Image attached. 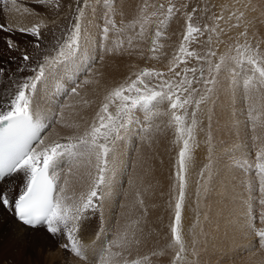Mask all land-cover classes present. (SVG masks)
<instances>
[{
    "label": "snow or ice",
    "instance_id": "6c2138e0",
    "mask_svg": "<svg viewBox=\"0 0 264 264\" xmlns=\"http://www.w3.org/2000/svg\"><path fill=\"white\" fill-rule=\"evenodd\" d=\"M46 2L40 0L41 4ZM117 2L113 0L108 6L95 40L84 17L86 3L78 6V14L66 35L45 49H41L40 41L41 28L46 25L36 23L29 28L17 29L35 38L40 58L31 68L32 75L17 83L4 110H0V182L17 174L21 180L14 197L9 196L10 190L0 189V205L18 224L43 229L52 237H65L64 249L78 258L80 264H141L140 260L128 259L134 246L141 242L143 229L138 227L140 218L124 224L117 219L110 227V235L102 225L96 236L100 242L98 246L95 241L92 246L85 245L78 234L81 222L110 203L117 186L124 187L118 177L125 176L129 188H136L141 179L136 171L138 149L126 162L121 158L122 142L135 136L143 143L150 141L163 128H172L179 151L174 173L178 194L170 225L174 244L170 246L178 248L175 260L182 261L185 244L181 235V216L186 176L193 149L197 146V113L202 104L211 102L222 70L234 62L241 69L245 66L248 69L241 87L246 93V116L252 133V147L256 149L257 188L253 191L249 185L246 228L258 238V250L264 251V227H256L257 219L264 224V139L256 134L258 124L264 127V120H260L258 115L264 114V53L248 44L247 40L242 46L233 45L235 56L221 55L218 61L217 52L211 46L203 53L192 50L190 46L198 40L197 34L214 31L208 26H194L192 21L198 10L193 8L191 12L183 13L186 21L182 41L178 51L168 60L167 71L143 68L132 72L123 83L103 95L89 119L85 110L94 101L82 93L86 87L100 84L95 75L97 66L102 65L106 57L132 55L137 51L133 48L134 40L137 44L150 40L148 52L157 53L163 48L158 43L164 35L161 26L180 12L171 0L167 8L164 4L145 3L141 12L149 7L154 9L152 23L156 27L153 37L148 33V21L143 15L127 23L122 22L118 27L115 21ZM120 15L124 13L121 11ZM216 19L222 20L223 17ZM0 30L13 31V28L0 25ZM110 33L116 35L115 41H110ZM241 35L246 36V33ZM208 43L211 45L212 41ZM7 44L10 49L15 47L12 40ZM139 54L143 58V50ZM153 58L160 59L159 56L149 57ZM22 60L27 64L30 56L24 54ZM190 60L195 61L196 66L188 67ZM181 65L185 67L176 71ZM61 74L69 81L67 87L57 88V94L63 92L64 98L53 103L46 113L34 107L33 99L38 90ZM73 98H77L79 108L77 104L66 102ZM66 110H71L75 119H69ZM58 127L66 129L67 134L61 135ZM205 171L208 172L207 179H204ZM200 175L203 183L197 190L198 198L209 191L212 167L206 165ZM135 196L143 217L147 208L141 192L137 190ZM123 198L127 199L126 191ZM253 203L259 206L257 214H253ZM119 208L124 209L125 205L120 203ZM101 220L103 222V213ZM256 251L253 249L251 254L255 255Z\"/></svg>",
    "mask_w": 264,
    "mask_h": 264
},
{
    "label": "bare ground",
    "instance_id": "6f19581e",
    "mask_svg": "<svg viewBox=\"0 0 264 264\" xmlns=\"http://www.w3.org/2000/svg\"><path fill=\"white\" fill-rule=\"evenodd\" d=\"M38 1L40 0H16L14 2L8 1L11 10L8 11L9 8L5 6L4 9L7 8V11L6 9L4 10L6 11L4 13V16L0 15V21L4 17L8 20L10 24L9 25L7 22V26L9 25L12 28L14 26L17 27L18 29L21 27L29 28L36 23H42L46 25V27L41 28V30L44 29L42 34V40L44 43L46 42L51 46L55 43L56 35L61 34V30H62V34L60 35V38L66 35L67 29H65V26L66 24H69L71 20L70 18L73 17L74 15L72 14L71 11H70L71 16H69L66 19L64 18L60 19L59 15L63 13L64 5L70 2L71 0H61L58 2L56 6L54 5L53 7L48 5L50 8L47 9L46 15L41 14V12L44 10H42L41 12H39L38 10L36 11V13L38 12L40 14H36L34 12V8H39V5L36 4ZM123 2L126 3V1ZM32 3L33 5L36 4L37 6L35 5L36 7L34 8L31 6H30L31 8L27 6V4H32ZM1 5L0 6L3 7L4 4ZM247 5L248 8L245 16H247L248 19L247 27H249L248 30H250L247 39H249V41L251 42L253 41L252 39L255 38L254 40L261 45L264 52V0H247ZM121 6L118 7L121 8ZM41 8L44 7L40 6V9ZM121 10L123 9L121 8ZM43 15H45V17ZM57 23H63V24L60 25ZM17 28L14 29L17 30ZM68 28H70V26ZM2 31L3 30H0V34H5L4 33L5 31L4 32ZM94 34L96 37L97 27L95 28ZM125 58L123 59V58L113 57L112 58L113 65L109 67H108L109 64L107 65L106 62H104L103 63L104 65L101 67V71H100L103 75H100V73L97 74V77L101 81L100 84L88 86L84 89V92L82 94L87 99L94 101L91 107L85 110L86 115L89 119L93 117L95 111L97 110V105L99 104L103 95L107 91H109L112 87L118 86L119 84L123 83L127 78V76L129 75V72L126 71V69L124 70L123 67L130 64L131 62H130V58H128L129 60ZM132 60L135 59L133 58L131 59V61ZM138 63L137 65H139ZM3 64L5 63L3 62ZM134 64H136L135 61L133 63V67H135ZM5 69L6 71L9 70V69L7 70V68ZM26 73L29 74L28 72H25V75ZM18 74L20 73L17 72V75ZM59 83L60 82L58 79L56 81L57 88L66 87L65 85L62 84L57 86V84ZM6 86H8L7 83L4 87ZM7 90L6 93L4 92L2 95V91L4 90H2V87H0V110H4L5 105L7 104V102L9 101L12 95V90L10 89L8 91ZM226 93L221 90L220 94L223 95L222 98L219 100L220 102L218 101L220 107L223 109L226 107L224 106V103L228 101L229 98L228 96L231 97L233 96L235 102L239 100L240 98L239 94L241 93L240 86L239 85L233 86V90L230 91L228 90ZM62 98H64L63 92H60L58 95H54V94L51 95V93H48L46 98L41 99L39 102L36 101L34 98L33 106L39 107L40 109L44 110L46 113L47 110L51 108L53 103H59V101ZM66 102L77 104V98H73L72 100H66ZM232 103L230 105H232ZM77 107L79 108L80 106L77 104ZM231 110L233 111L234 109ZM66 114L69 116V119H75L74 115H72L71 113V110H66ZM258 115L260 120H264V114H258ZM221 116H222V120L220 123L218 122L219 123L218 125L222 126L223 129L220 132L217 131L218 133L214 134L213 139L214 140L217 139V140L211 141L212 149L210 150V152H208L211 155L208 157L206 156L207 159H209L210 161V166L212 167V178L209 181V191L207 194H201L199 198L197 197L198 207L196 208L197 209L196 211H197L198 222L196 223H198L199 226L198 228L199 236H198L197 247L194 250L198 257V264H264V251H260L257 249L255 255L251 254L252 250L255 249V247L258 245V242H255L253 240V233L248 231L246 228V221H247L246 212L248 208L249 185H251V189L253 191H255V189L257 188V183L254 184L255 182L252 178V175L250 174L244 175V171L246 172V169L250 165L248 163H251L249 162L250 161L249 159L255 154L256 151V149L252 147V140H251L252 133L250 132L249 122L247 120L246 124H244V122L243 123L240 122L239 124L241 125L233 124L234 126L231 125V127L230 126L228 127L226 126V123L228 121V115L222 114ZM214 127L216 126L214 125ZM57 131L61 135L67 134L66 129H62L58 127ZM227 133H230V135H228ZM256 134L260 136L261 139H264V127H261L258 124ZM152 141L147 142V145L143 150H139L136 147V143H137L136 140L133 139V136H130L126 141L125 145L122 147L121 158L126 162L129 160L131 156H133L134 150L138 149L139 157L137 160L136 171L141 179L137 182L136 188H129L126 182V177L125 176L118 177V181H122L124 183V187L120 188L119 186H117L116 195L113 197L112 201L110 203H106L105 206L101 209V212L100 210H98L96 212L97 215L91 214L93 216L91 218H88L87 226H83L80 229L81 231H84L87 228L89 231V235L82 239L85 245L92 246L94 241L96 245L100 243L99 241L96 240V236L99 230L101 229L102 225L105 229L108 230L109 225L111 226L117 219L120 220L121 224H124L128 222H132L136 218H140L141 222L138 227L143 229V235L140 237L141 242L139 245L134 246L132 253L130 256H128V258H135L137 260H141L142 262L152 264V262L154 263L156 261L158 256L164 255L161 254V253H165L164 250L166 247L164 241L165 239L164 227L167 226V222L169 219V209L170 206L172 205L170 204V201H172L171 194L172 192H174L173 191L174 183L172 181V172L170 168V163H166L165 167L159 166L154 162L155 158L153 154L151 152H150L151 154H147L146 149L149 148L153 152V146L156 145V143ZM257 143H260V140H258ZM18 175L19 174H17V176L14 177L6 178L5 181L0 182V189L10 190L9 191L10 197L15 196L16 190L21 184V180L17 178ZM197 176H198L197 179L199 180L198 182V188H199V186L203 183V180L201 179L200 174ZM207 178H208V172L205 171L204 179ZM72 179L73 178H70V180ZM249 182H251V184ZM194 188L195 187H193V189ZM137 190L141 192V198L144 200L145 202L144 206L147 208V214L144 215L143 217H141L140 215V206L138 205L135 196ZM189 190L192 189L190 188ZM125 191L127 192V199L123 198ZM194 201L196 200L194 199ZM120 203H123L125 205L124 209L119 208ZM109 204L110 206L108 207ZM127 204L128 206L126 207ZM195 207L193 208L195 209ZM258 211H259L258 204L253 203V214H257ZM101 213H103V222L101 220ZM120 213H123V215H120ZM195 213L196 212H194V214ZM132 215L133 217H131ZM192 217L194 218V216ZM260 225L261 224L257 219L256 227L259 228ZM156 240L163 241V243L161 244L159 243L158 245ZM52 244H54L52 237L44 233L43 229H31L21 224H18L14 219V217H12L8 213V211L4 209L2 205H0V264H7V263L15 264V261L21 262L20 264L22 263L26 264V262L31 264V258L28 256V251H27L28 247L35 248L34 251L37 253V255L41 257L43 260H46L50 255L46 256L47 253H44L43 249L47 245H52ZM61 253L65 255L63 252ZM153 253H155V255H153ZM144 257H148V259L145 260ZM51 258L53 259L55 258V256L52 254ZM162 260L166 261L167 259L165 258V256H163ZM73 264H80V262L76 260Z\"/></svg>",
    "mask_w": 264,
    "mask_h": 264
},
{
    "label": "rangeland",
    "instance_id": "374dc122",
    "mask_svg": "<svg viewBox=\"0 0 264 264\" xmlns=\"http://www.w3.org/2000/svg\"><path fill=\"white\" fill-rule=\"evenodd\" d=\"M2 1H3V3H2ZM8 1L14 2L16 0H7V1L6 0H0V2H1L0 5L4 4L3 7H1L2 5L0 6V15L1 16H4V13L7 11V8H9L8 11L11 10L10 5L8 4L9 3ZM59 1H61V0H50V1L48 0L44 4H41L40 1H38L36 4L39 5V8H34L37 6L35 3L34 4L36 6L33 5V3L27 4V6L33 7L35 13L37 10L39 12L44 10L45 13H44V11H42L43 13L41 12V14L46 15L47 9L50 8L49 6H51V7H53L54 5L56 6ZM119 1H121L122 3ZM119 1L116 4V15H115V21H116L117 26L118 27L121 26L122 22L127 23L128 21H130L131 19L135 18L138 15H143L146 18V20L148 21V33L154 37V31H155V27H156V25L154 23H152V20L154 19L152 17V12L154 11V9L149 7L147 9H144L143 12H141V8L145 3H147L149 5L164 4L165 8H167L169 5V0H123V1H126V3H124L122 0H119ZM4 2H7V3H4ZM112 2H113V0H95V1L94 0H71L70 2H68L67 4L64 5L63 13L60 14L59 17H60V19H63V18L66 19L69 16H71V12H72V14L74 16L70 18L71 20H70L69 24H66V26H65V29H68L69 26L71 27L72 20H74L75 16L78 14L77 13L78 6L82 7L86 3L87 6L83 7L84 17H85L87 25L90 24L88 26V28H89L90 32L92 33V36L94 35L93 39L95 40V38L98 36L99 28L102 25L103 16L105 15V12H106L108 6L111 5ZM171 3L176 5V7L180 9V12L175 13L171 21H169L166 25L161 26V29H162V32L164 33V35L162 37H160L158 40V43L163 45V48L160 49V51H158L155 54L148 52V48L151 46L150 40H148L145 43H140V44H137V41L134 40L133 41V48L137 49V51L133 52V54H132L133 56L132 55H124L122 57L117 56L118 58H123V59L125 57H126L125 59L130 58L131 63L126 65L125 66L126 68L123 67L124 70L126 69V71L129 72V75H131L132 72L139 71L143 68H156L157 70L167 71L168 60L171 58V56L174 53H176L178 51L179 45L182 41V34L184 31V23L186 21V17L183 15V13L191 12L193 8H196L198 10L196 12V15L193 17L192 22H193L194 26H199L202 28L204 26H208L210 29H214V31L204 33L203 35L197 34L198 40L190 46L192 50L203 53V52L208 50L209 46H211L217 52V61H218V58L221 55L231 54L232 56H235L236 52L233 50V45L242 46L244 44L245 40H247L248 44L251 43L250 45H253L254 48H259L260 52L264 53L261 45L259 43H257V41L254 40L255 38L252 39L253 41H251V42L249 41V39H247V37L249 36V32H250V30H248L249 27H247L248 19H247V16H245L247 13L246 12L247 8H248L247 0H171ZM44 5H46V6H44ZM121 5L124 7H122ZM5 6H7V8H5L6 11H4ZM40 6L44 7V8L40 9ZM118 6H121V8L123 10H121V8H119ZM118 8L124 13L123 16L120 15L121 11ZM117 11H119V12H117ZM36 14H40V13L37 12ZM45 15H43V16L45 17ZM221 16L223 17L222 20L216 19L217 17H221ZM94 17H95V19H94ZM7 22H8V20L3 17V19L0 21V25H4V26L8 27L10 24L8 22L9 25L7 26ZM57 24L61 25L63 23H57ZM96 27H97V35L95 37L94 31H95ZM14 28H17V27L13 26V31H5V32L2 31L5 34H0V61H1L0 62V70H2V74H0V87H2V90H4V91H2V95L4 92L6 93L7 89L12 90V94H13L17 83L24 82L25 77L28 78L32 75L30 70H31V68L36 66L35 61L40 58V49L35 48V43H36L35 38L31 37L25 33H22V32L14 29ZM138 28H139V26H137V30H138ZM43 31H44V29L41 30V36L43 34ZM241 33H246V36H242ZM61 34H62V30H61ZM60 35H56L55 41H56V39L60 38ZM109 39H110V41H115L117 39V37L114 33H110ZM8 40H12L14 45L16 44L14 48L10 49L8 47V44H7ZM209 40L212 41L211 45H209V43H208ZM40 43H41V49H45L46 47L50 46V44H47L46 42L44 43L42 39H41ZM140 50H143V53H144L143 58H141V56L139 54ZM24 54H28L30 56V60L27 62V64L22 60V56ZM131 56H132V58H131ZM150 56H159L160 59H155V58L149 59ZM117 57L115 56V58H117ZM112 58L113 57H106L105 58L104 62H106L107 65L109 64L108 67L113 65ZM133 58L135 60L131 61V59H133ZM134 61L136 62V64H134L135 67H133ZM139 61H141L142 63ZM3 62L5 64H3ZM137 63L139 65L141 64L142 66L140 65V67H139V65H137ZM103 65L104 64L97 66L98 67L97 73L95 75H97L98 73H101L100 71H101V67ZM187 66L193 67V66H196V63H195V61L190 60L189 64ZM183 67H185V65H181V67L177 68L176 71H180L181 68H183ZM5 68H7V70L8 69L9 70L6 71ZM12 69H14V70H12ZM24 70H26V71H24ZM247 70H248L247 66H245L243 69H241V67L239 65L235 64L234 62L231 63L226 69H223L222 73L219 76V84L217 85V87L215 89V92L212 96L211 102L202 104L200 107V111L197 113L198 127L195 131V143L197 146L194 147V149H193L191 165L188 169L187 176H186L188 185L186 186V189H185V192H186L185 193V202H184V207L182 209V216H181V235H182V239H183L184 244H185V252H186V253L184 252L182 254L184 256V259H183L184 261L183 260L182 261H176L175 260L176 251L178 250V248L170 246V245L174 244V241H173L172 235H171L170 225L174 219V206L173 205L175 203V197L178 194V189L175 186L176 182L174 179V173H175V164H176V159H177L179 147L175 143V134H174V130L172 128H163L162 131H160L159 133H156L150 140V141L153 140L152 142H155L156 145L153 146V152H152V150L147 148L146 149L147 154L152 153L154 158H155L154 162L159 166L165 167L166 163H170V168H171V172H172V181L174 183V186H173L174 192H172V194H171V200L172 201H170V204H172V205L170 206V209H169V219H168L167 226H166L167 228L164 227L166 229V230L164 229V231H165L164 232V238H165L164 241H165V246H166L165 250L166 251L164 250L165 253H161L164 255L158 256V258L155 261L156 263L152 262V264H186V263L187 264H198V257H197L195 250H194L197 247L198 236H199V229H198L199 226H198V223H196V222H198L197 211H196L197 210L196 208L198 207V198H197V191L196 190L198 188V182H199V180L197 179V177H198L197 175L201 174L203 169H205L206 165H210V161H209V159H207V157L211 155L210 153H208L212 149V147H211L212 142L211 141L217 140V139H215V140L213 139L214 134L220 132L223 129L222 126L218 125L222 120L221 115L222 114L228 115V121L226 123V126H228V127L229 126L231 127V125H233V124L234 125H241V124H239L240 122L241 123L244 122V124L247 123V116H246V109H245L247 107V103H245L246 102V93L242 90V87H241V81H242L244 75H246ZM23 71H24V73H23ZM17 72L20 74L17 75ZM25 72H28V73L30 72L29 73L30 75L27 73L25 75ZM189 76H191V73H189ZM20 77H21V79H20ZM223 77H224V80H223ZM58 79H59L60 83L57 84V86L60 84L65 85L66 87L68 86L69 81L65 78V76H63V74H61V76L59 78L52 79L46 87L40 88L34 97L35 100L39 102L41 99H45L48 93H51V95L52 94L58 95L57 94V87H56V81ZM13 81H14V83H13ZM3 82H5V83H3ZM6 83L8 86L4 87L6 85ZM236 85H239L240 90H241V93L239 94V96H240L239 100L235 102V99H233V96L232 97L228 96L229 97L228 101H226L224 103V106H226V107L224 109L221 108L219 105V102H220L219 100L222 98V95L224 94V93L220 94L221 90L226 93L228 90L229 91L233 90V86H236ZM197 87H201V86L197 85ZM3 88H5V89H3ZM228 93H226V94H228ZM37 97H39V98H37ZM244 99H245V101H244ZM228 102H229V104H228ZM231 103H232V105H230ZM231 109H234L235 111L234 110L232 111ZM190 111H191V109H190ZM212 115H213V118H212ZM231 116H233V117H231ZM163 119L166 120L167 118H163ZM215 119H218V120H215ZM231 120L232 121L234 120V121L232 122ZM214 125L216 127H214ZM219 127H221V128H219ZM214 128H216V129H214ZM133 131H135V130H133ZM227 134L230 135V133H227ZM212 135H213V137H212ZM133 139L136 140V142H137L136 147L139 150H143L146 147L147 142H149V141H146L144 143L139 142L138 138H136L135 136H133ZM125 143H126V141L122 142L121 148L125 145ZM202 151H205V152H202ZM249 160H250L249 162H251V163H248V164L252 165L253 167H248L246 169V172L244 171V175L245 174L252 175V178L255 182L254 184H256L258 178L255 175V168H254L255 154L252 157H250ZM190 170H192V171H190ZM190 172H192V173H190ZM198 172H199V174H198ZM196 182H197V184H196ZM249 183L251 184V182H249ZM254 184H252V185H254ZM193 187H195V188L193 189ZM190 188L192 190H189ZM193 190H195V191H193ZM194 199L196 201H194ZM195 205H196V207H195ZM109 206H110V204L108 205V207ZM127 206H128V204L126 205V207ZM193 207H195V209ZM99 210L101 212V209H99ZM194 212H196L195 213L196 215L194 214ZM95 214L97 215V213H95ZM92 216L93 215H91V216L88 215V218H91ZM192 216H194L195 219ZM131 217H133V215ZM88 218L81 222L80 229L83 226H87ZM168 225H169V227H168ZM188 225H189V227H188ZM110 227L111 226L109 225V227H108L109 231L107 232L108 235H110ZM261 227H264V225L261 224L259 226V228H261ZM78 235L80 236L81 239H83L89 235V231L87 228L84 231L80 230ZM64 238L65 237L61 238V236L52 237L54 244L47 245L43 249V252L47 253L46 256L50 255L46 260H43L41 257H39L37 255V253L34 251L35 248L28 247L27 251H28V256L31 258V264H69V263L73 264L76 260H78V258H76L73 254H71L70 251L64 249L63 244L67 243L66 238L65 239ZM253 240L255 242H258V238L255 237L254 235H253ZM191 241H192V243H191ZM194 241H195V244H194ZM156 242L158 245H159V243L160 244L163 243V241H159V240H156ZM98 245H99V243L97 244V246ZM255 249H258V245L255 247ZM45 250H46V252H45ZM61 252H63L65 255H63ZM49 253H51V254H49ZM52 254L55 256V258H53V259L51 258ZM163 256H165V258L167 259L166 261L162 260ZM128 259L132 260L135 258H128ZM140 262L142 264H149L146 262H142L141 260H140ZM16 263L20 264L21 262L15 261V264ZM7 264H9V263H7ZM12 264H14V263H12ZM26 264H30V263L26 262Z\"/></svg>",
    "mask_w": 264,
    "mask_h": 264
}]
</instances>
